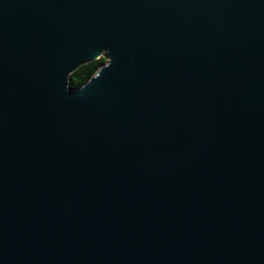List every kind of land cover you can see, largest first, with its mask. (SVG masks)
Wrapping results in <instances>:
<instances>
[{"label": "water", "instance_id": "obj_1", "mask_svg": "<svg viewBox=\"0 0 264 264\" xmlns=\"http://www.w3.org/2000/svg\"><path fill=\"white\" fill-rule=\"evenodd\" d=\"M0 264H264V0H0Z\"/></svg>", "mask_w": 264, "mask_h": 264}, {"label": "trees", "instance_id": "obj_2", "mask_svg": "<svg viewBox=\"0 0 264 264\" xmlns=\"http://www.w3.org/2000/svg\"><path fill=\"white\" fill-rule=\"evenodd\" d=\"M106 63V59L101 57L99 60L86 64L76 70L72 75L71 87L77 89L85 84L95 75L99 68Z\"/></svg>", "mask_w": 264, "mask_h": 264}]
</instances>
